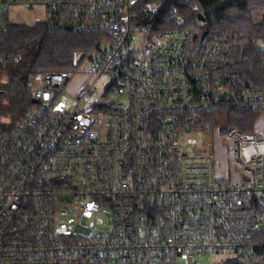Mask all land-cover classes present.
Here are the masks:
<instances>
[{"label":"built area","instance_id":"built-area-1","mask_svg":"<svg viewBox=\"0 0 264 264\" xmlns=\"http://www.w3.org/2000/svg\"><path fill=\"white\" fill-rule=\"evenodd\" d=\"M13 6L41 7L28 23L103 36L73 50L70 69L31 73L30 105L0 131V264H202L203 253L258 264L264 139L224 129L238 177L218 174L212 140L179 141L206 133L221 98L264 111V86L238 70L245 45L193 48L184 29L157 31L155 0H0V28L20 21Z\"/></svg>","mask_w":264,"mask_h":264},{"label":"trees","instance_id":"trees-1","mask_svg":"<svg viewBox=\"0 0 264 264\" xmlns=\"http://www.w3.org/2000/svg\"><path fill=\"white\" fill-rule=\"evenodd\" d=\"M197 13H201L203 20L197 18ZM151 21L157 31L186 30L193 48L207 38L244 44L248 61L240 62L238 70L246 73L256 86H264V48L258 45V40L264 37V0H162L159 13ZM203 30L207 32L202 41L199 37ZM102 36L98 31L49 28L43 23L12 22L0 28V51H14L18 55L16 61L4 59L0 62V131L11 130L30 105L31 73L70 69L71 52L97 46ZM254 111L238 108L221 98L204 111L199 127L212 133L223 114L227 128L235 126L253 132ZM219 129L222 131L226 127ZM254 209L264 223V202L255 203ZM253 237L254 258L258 264H264V227L253 231ZM221 264L250 262L234 257L225 258Z\"/></svg>","mask_w":264,"mask_h":264},{"label":"rangeland","instance_id":"rangeland-1","mask_svg":"<svg viewBox=\"0 0 264 264\" xmlns=\"http://www.w3.org/2000/svg\"><path fill=\"white\" fill-rule=\"evenodd\" d=\"M162 3V0L158 1ZM41 7L34 6L30 9H26L24 6H13L10 8V18L20 21H15V23H28L32 21L34 15L41 12ZM262 42V41H261ZM260 42V43H261ZM14 52V51H13ZM15 53V52H14ZM16 54V53H15ZM17 55V54H16ZM18 59V55L16 59H8L10 61H16ZM2 62V61H0ZM79 81V78H73L71 83L69 84V88H73L74 84ZM253 132L257 135V137L264 139V111L255 110L254 111V124H253ZM261 126V128H259ZM219 127H226V121L224 115L221 114L219 116L218 126L216 125L212 131V133H200L198 131H191L183 136H180L179 141L181 146L188 147L189 144L186 142L188 138H194L196 142L193 144L194 146L207 145L209 140H212L215 145L213 149V156L215 161H217V169L219 175H224L225 171L229 170L230 175L234 177H238V174L235 173V167L232 161V144L229 139L224 136V129L221 131ZM103 217L104 222L101 224L100 231H106L110 227L109 214L106 212L100 213ZM224 258V254H212V253H203L197 255V260L202 264H221Z\"/></svg>","mask_w":264,"mask_h":264},{"label":"water","instance_id":"water-1","mask_svg":"<svg viewBox=\"0 0 264 264\" xmlns=\"http://www.w3.org/2000/svg\"><path fill=\"white\" fill-rule=\"evenodd\" d=\"M197 18H198L199 20H203V16L201 15V13H197ZM206 32H207L206 30H203V31H202V33L200 34V37H199L200 40H202V39L204 38Z\"/></svg>","mask_w":264,"mask_h":264},{"label":"crops","instance_id":"crops-1","mask_svg":"<svg viewBox=\"0 0 264 264\" xmlns=\"http://www.w3.org/2000/svg\"><path fill=\"white\" fill-rule=\"evenodd\" d=\"M254 123V122H253ZM253 128H254V126H253ZM259 128H261V126H259ZM246 132V131H245ZM249 133H254V132H249Z\"/></svg>","mask_w":264,"mask_h":264}]
</instances>
